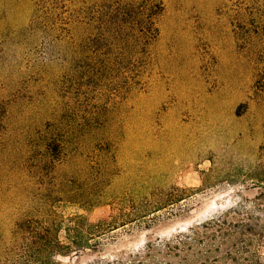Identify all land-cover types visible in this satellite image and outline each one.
I'll return each mask as SVG.
<instances>
[{"label":"rangeland","instance_id":"374dc122","mask_svg":"<svg viewBox=\"0 0 264 264\" xmlns=\"http://www.w3.org/2000/svg\"><path fill=\"white\" fill-rule=\"evenodd\" d=\"M40 1L0 0V264L264 263V0Z\"/></svg>","mask_w":264,"mask_h":264},{"label":"trees","instance_id":"16d2710c","mask_svg":"<svg viewBox=\"0 0 264 264\" xmlns=\"http://www.w3.org/2000/svg\"><path fill=\"white\" fill-rule=\"evenodd\" d=\"M42 4H53L54 6H58L61 3H65V1H69V0H41ZM40 1V2H41ZM45 4H44V3ZM142 53V55H144L147 51L146 49H143L142 51H140ZM129 66V65H128ZM127 66V67H128ZM129 68V67H128ZM55 148V149H65V144L63 143L61 137L58 139H48L46 142V148L47 151H49V149L51 148ZM80 218V217H79ZM25 228V225L23 224H18L17 225V230L21 231ZM30 227H28V235H30L31 244H32V248L31 250H36L38 254H43L45 253H49L50 256L53 253H56L59 256H69L70 253H79L81 251H86V250H92L95 244L90 243L91 239H87L81 236H71V230L69 228V226L66 228V241L67 242H63L61 241L59 238L57 239H52L50 240L49 238V230L48 229H34V230H29ZM25 230V229H24ZM42 230V232H41ZM263 234H261V236L259 234L254 233L253 235L258 238V240H262L264 239L263 235H264V231H262ZM79 235V234H78ZM262 247H264V244L262 243ZM256 258V260L258 262H260L259 264H264L262 259H261V255L255 253L254 256ZM51 257H49L50 259ZM46 264V263H44Z\"/></svg>","mask_w":264,"mask_h":264}]
</instances>
